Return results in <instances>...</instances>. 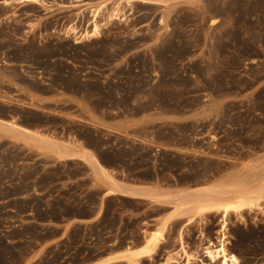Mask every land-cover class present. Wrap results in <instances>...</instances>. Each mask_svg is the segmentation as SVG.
Returning a JSON list of instances; mask_svg holds the SVG:
<instances>
[{"label":"rangeland","instance_id":"rangeland-1","mask_svg":"<svg viewBox=\"0 0 264 264\" xmlns=\"http://www.w3.org/2000/svg\"><path fill=\"white\" fill-rule=\"evenodd\" d=\"M116 1L0 0V118L68 134L72 145L85 140L113 179L156 182L166 193L220 190L229 177L260 182L264 0H121L127 20H104L101 35L82 37L93 10ZM11 138L0 130V264H88L143 245L176 213L164 199H103L81 178L84 162L42 157ZM96 206V222L76 224L35 256L60 231L53 222ZM192 215L174 218L140 264L169 255L185 264L183 245L190 264H213L206 247L223 241L238 264H264V209L233 213L225 230L220 213L186 225Z\"/></svg>","mask_w":264,"mask_h":264},{"label":"bare ground","instance_id":"bare-ground-1","mask_svg":"<svg viewBox=\"0 0 264 264\" xmlns=\"http://www.w3.org/2000/svg\"><path fill=\"white\" fill-rule=\"evenodd\" d=\"M22 1H36V0H17ZM142 1L149 2L153 0H126L130 5L133 2ZM117 5L109 7L106 2H102L93 10V27L90 30H85L81 33L82 37L93 38L101 35L103 26L107 22L117 20H127V14L119 7L121 0L116 1ZM102 5V6H101ZM106 10V12H105ZM104 17L103 20L99 17ZM106 20L107 22H103ZM69 30L72 33L76 32L74 26H70ZM0 130L9 134L12 137L10 140L32 144L36 146L40 153L51 152L59 158L80 157L87 162L94 170L96 175L106 176L110 179V188L108 194H116L125 191L117 180L113 179L109 174V170L100 163L97 156L86 148H76L71 144H66L55 138L54 136L41 133L37 130L29 128L16 122L14 119L0 118ZM148 196L152 200H165L175 206L176 213L174 216L164 219L159 227L152 230L150 235L146 237L143 245L139 247L127 246L124 250L110 253L99 260L88 264H112L115 262L126 260L132 264H140V259L143 257H153L157 252L158 247L163 239V231L170 224V222L179 215H187L193 213L185 224L190 225L198 218L201 220L211 213L222 215V230H225L228 223V218L233 213L242 216L247 210L264 209V173L260 182H251L246 178L237 179L236 177H229L219 190L216 186H201V187H183L171 192H162L158 188L147 189L144 188L139 192H133ZM179 239L184 242V230L179 231ZM207 257L213 264H238L239 258L230 253L226 247L225 241L221 242L219 246L214 247L211 243L206 247ZM181 256L186 260L185 264H190L195 256L182 247ZM179 263L178 256L169 255L167 263Z\"/></svg>","mask_w":264,"mask_h":264},{"label":"crops","instance_id":"crops-1","mask_svg":"<svg viewBox=\"0 0 264 264\" xmlns=\"http://www.w3.org/2000/svg\"><path fill=\"white\" fill-rule=\"evenodd\" d=\"M116 121H118L117 118H116ZM32 129L37 130L41 133L47 134L45 131L41 130L40 128L34 127ZM48 135H51V134L49 133ZM54 137L63 143L72 145V141L69 139L68 134L64 137L59 136V135H55ZM22 146L27 150H30L32 152H36L39 156H42V157H45V156L58 157L57 155H55L51 152L40 153L38 151V149L36 148V146L29 144V143L22 142ZM72 146H75L78 149L79 148L89 149L90 151H92L95 154V152L87 146L85 140H82L78 143H74ZM62 160H80V161L84 162V164H86L88 166V170L85 172V174L81 178L90 179V188L102 189L101 198H103V199L110 197V196H113V195H119L122 197H127L130 199H136V200H152L148 196L141 195V194H135L133 192H139V191L143 190L144 188L152 189V188L160 187L159 184L156 182H154L152 184H146V183H141V182H137L134 180L117 179L118 183L121 184V186L123 187V189L125 191H123V192L121 191V192L116 193V194H108L107 191L109 188L104 187L102 185V180L104 179V177L96 175L93 168L87 162H85L82 158H80V157H67V158L62 159ZM99 209H100V207L96 206L94 213L87 216V217H84V218L70 217V218H67L66 221L62 222V223L61 222L60 223L53 222L56 225L62 226L60 228V231L57 234H54L53 236H51L48 240H46L44 242V244L42 243L41 248L37 251V254L35 256H40L42 254V251L44 250V247L51 246L53 244H57V243L62 242L64 240V238L67 236V234L71 231L72 227H74L76 224H78V223L91 224V223L96 222L102 216V211H101V209L100 210Z\"/></svg>","mask_w":264,"mask_h":264}]
</instances>
